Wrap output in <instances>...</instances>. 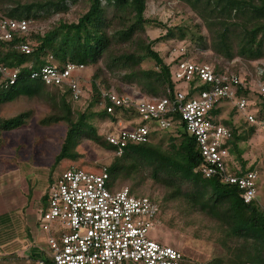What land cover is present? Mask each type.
<instances>
[{
	"label": "trees",
	"instance_id": "obj_1",
	"mask_svg": "<svg viewBox=\"0 0 264 264\" xmlns=\"http://www.w3.org/2000/svg\"><path fill=\"white\" fill-rule=\"evenodd\" d=\"M178 1L201 20L209 33L208 41L204 36L198 37L201 51L210 50L225 61L264 59V0ZM67 3L83 9L75 22L59 20L43 33L31 30L25 34L14 33L0 47V64L19 69L13 85L4 87L0 76V113L6 105L20 102L26 105L36 100L48 109L38 122L41 126L66 125L54 166L62 160L77 161L80 155L76 148L83 140L115 151L105 136L97 133L94 121L115 123L118 119H128L134 111L115 109L110 114L105 109L95 110L101 102V91L109 88L107 81L101 79L105 71L118 72L121 82L134 85L145 98L164 97L167 90L174 89L170 65L153 49L157 40L150 41L145 36L149 23L144 16L147 0H0V18L40 23L54 14L66 13ZM173 31L168 29L164 38H175ZM184 32L178 29L179 40L185 38ZM21 44H27L30 53L22 52ZM145 60L152 61L154 66L143 69ZM48 63L57 68L66 64L92 68L90 92L74 101L66 87L46 86L40 79L30 78ZM216 69L220 73L224 71L221 65ZM247 93L248 90H238V95ZM81 103H86L85 108H80ZM258 107L259 115L264 116L263 97H259ZM232 109L228 119H220L223 107L217 104L211 115L214 123L230 131L226 147L239 167L236 174L241 175L253 168L245 167L238 144L246 141L256 128L249 126L248 136H243L239 130L247 124L243 122L236 127L232 118L237 111ZM32 115L33 111L25 108L9 118L0 116V142L3 132L22 127ZM203 163L195 139L181 125L171 131H154L147 142L127 144L120 156L114 155L108 166L102 167L106 168L111 186L120 188L128 183L132 195L146 182L162 189L160 202L148 196L158 204L161 213L162 207L169 205L212 220L219 229V243L227 259L211 264H264V210L256 201L243 203L237 186L224 183L217 175L205 178L197 172ZM30 259L51 264L43 253Z\"/></svg>",
	"mask_w": 264,
	"mask_h": 264
},
{
	"label": "built area",
	"instance_id": "obj_2",
	"mask_svg": "<svg viewBox=\"0 0 264 264\" xmlns=\"http://www.w3.org/2000/svg\"><path fill=\"white\" fill-rule=\"evenodd\" d=\"M30 27V20L0 18V47L14 33L25 34ZM19 49L26 54L31 51L27 44ZM187 55L180 48L167 63L174 83L167 96L140 98L101 91L99 105L106 113L134 111L128 119H118L105 140L120 156L129 143H144L154 131L183 125L204 161L197 172L205 178L217 175L224 183L237 186L243 203L257 202L256 171L236 174L239 167L226 147L230 131L214 123L211 113L217 104L227 103L248 126L263 130L264 116L255 109L247 84L237 74L229 70L220 73L216 66L192 61ZM83 70L82 65L57 68L48 63L30 78H38L46 86L66 87L72 100L78 101L86 95L80 79ZM18 74V68L0 64L4 87L13 85ZM239 89L248 93L238 95ZM256 90L264 98V86L258 83ZM159 211L158 204L148 197L134 196L126 186H111L105 167L97 172L68 169L49 186L46 206L37 212L39 228L46 234L41 252L51 264H188L179 251L148 238V232L160 223ZM34 263L44 264L40 260Z\"/></svg>",
	"mask_w": 264,
	"mask_h": 264
},
{
	"label": "rangeland",
	"instance_id": "obj_3",
	"mask_svg": "<svg viewBox=\"0 0 264 264\" xmlns=\"http://www.w3.org/2000/svg\"><path fill=\"white\" fill-rule=\"evenodd\" d=\"M21 1L26 2V0ZM67 6L66 13L54 14L48 20L31 24L30 30L43 33L51 24L59 20L68 23L75 22L83 9L70 3H67ZM144 16L149 21L145 27V36L150 41L157 40L153 49L165 63L173 59L182 48L192 61L213 66L221 65L224 71L229 70L236 73L247 84L251 101L256 103L255 109L259 108L258 102L261 96L256 88L258 83L264 86V59L247 62L235 58L225 61L210 50L201 51L198 37L204 36L208 41L209 33L202 25L201 20L178 0H147ZM176 28L185 31L183 40L177 38L178 29ZM168 29H174L175 38H164ZM153 66L154 64L150 60H145L141 65L143 69H151ZM93 73L94 70L88 67L84 68L80 76L86 95L90 92V79ZM101 79L107 81L108 90L115 94L143 98L139 89L134 85H126L121 82V75L118 72L105 71ZM85 104L81 103L80 108H85ZM25 108L33 111L27 124L15 130L3 132L1 135L0 181L19 173L26 174L28 177L24 178L28 184L30 180L35 181L37 191L44 194L48 193V188L55 179L68 169L80 168L97 172L102 166H108L111 162L115 155L114 152L100 144L83 140L76 148V152L80 155L77 161L62 160L54 166V158L59 153L65 138L66 125L57 123L41 126L38 122L48 113V109L36 100L26 105L21 102L6 105L1 110L0 116L9 118ZM100 109H102L100 105L95 108L96 111ZM232 112L231 107H223L219 118L228 119ZM232 121L236 127H240L244 122L243 117L238 113L234 114ZM94 126L100 136H105L109 130H113L115 123L108 120H95ZM248 127V125H243L239 132L243 136H248L246 132ZM238 146L242 151L241 160L245 162V167L253 168L257 173L255 181L257 203L264 210V130L256 128L253 134L248 136L246 141H240ZM231 158L233 164L237 165L234 156ZM123 186L129 187V184L124 183L120 187ZM162 194V189L149 182L143 184L140 191L134 192V196H151L159 202ZM159 214L160 223L148 232V238L179 251L188 264H211L216 260L225 261L227 259V254L219 243V229L212 220L198 213L184 211L169 205L162 207V213L159 211ZM0 264L35 263L30 258L21 256L20 253L0 250Z\"/></svg>",
	"mask_w": 264,
	"mask_h": 264
},
{
	"label": "crops",
	"instance_id": "obj_4",
	"mask_svg": "<svg viewBox=\"0 0 264 264\" xmlns=\"http://www.w3.org/2000/svg\"><path fill=\"white\" fill-rule=\"evenodd\" d=\"M226 106L231 107L222 104ZM24 177L28 175L19 173L0 181V250L30 258L40 255L45 246L37 212L45 208L47 192L39 193L35 181L28 184Z\"/></svg>",
	"mask_w": 264,
	"mask_h": 264
}]
</instances>
